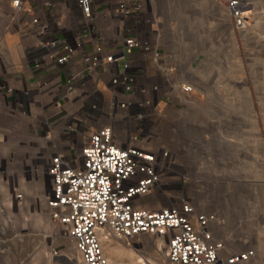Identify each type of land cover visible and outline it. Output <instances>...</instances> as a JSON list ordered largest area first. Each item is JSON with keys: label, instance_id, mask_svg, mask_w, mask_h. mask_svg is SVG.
Wrapping results in <instances>:
<instances>
[{"label": "built area", "instance_id": "1", "mask_svg": "<svg viewBox=\"0 0 264 264\" xmlns=\"http://www.w3.org/2000/svg\"><path fill=\"white\" fill-rule=\"evenodd\" d=\"M219 1L234 29H244L240 0ZM9 3L28 45L23 67L8 72L0 64V109L29 119L49 142L36 157L43 205L79 264H108L107 238L133 243L146 236L163 243L169 264L253 260L255 250L239 248L228 233L226 213L202 209L185 193L196 181L183 172L188 156L209 152L177 125L205 87L175 60L147 0ZM169 123L173 129L164 128ZM5 161L0 184L12 181Z\"/></svg>", "mask_w": 264, "mask_h": 264}, {"label": "rangeland", "instance_id": "2", "mask_svg": "<svg viewBox=\"0 0 264 264\" xmlns=\"http://www.w3.org/2000/svg\"><path fill=\"white\" fill-rule=\"evenodd\" d=\"M147 2L163 21L164 41L183 72L205 87L177 125L209 152L205 158L188 156L183 172L196 181L187 184L185 193L202 209L226 213L228 233L238 247L255 250L246 264H264V0H242L246 25L238 31L219 0ZM9 4L0 0V64L12 72L25 65L28 41L18 35ZM8 124L0 119V128ZM193 124L203 128L194 130ZM20 141L8 136L0 145V159H6L12 180L0 184V264H79L72 242L43 205L42 168L35 154L22 152ZM14 190L22 195L18 201ZM155 241L113 238L104 247L107 252L110 243L120 250V264L137 257L169 264L163 243L155 248Z\"/></svg>", "mask_w": 264, "mask_h": 264}, {"label": "crops", "instance_id": "3", "mask_svg": "<svg viewBox=\"0 0 264 264\" xmlns=\"http://www.w3.org/2000/svg\"><path fill=\"white\" fill-rule=\"evenodd\" d=\"M17 77H15V80ZM11 83L14 87L19 86L15 83L14 78L11 80ZM1 118L6 119L9 124L6 127L0 128V136H4L5 138H8V136L20 137L22 141L19 142V145L23 148V150L21 149L23 153L35 154L36 157L47 153L49 142L32 128L29 119L9 117L4 110L0 109ZM193 129L195 130L194 125ZM35 163H40V161L36 160Z\"/></svg>", "mask_w": 264, "mask_h": 264}, {"label": "bare ground", "instance_id": "4", "mask_svg": "<svg viewBox=\"0 0 264 264\" xmlns=\"http://www.w3.org/2000/svg\"><path fill=\"white\" fill-rule=\"evenodd\" d=\"M245 7L246 6H244V4L242 3V0H240V10L244 11ZM242 15H243V17H245V12H242ZM146 237H151V236H146ZM151 238H155V237H151ZM155 239H157V238H155ZM148 240H150V241H148V243H151L152 240L151 239H148ZM106 241L110 242L111 239L107 238ZM154 245H155V248H160L161 247L160 240L158 241V239H157V241L154 242ZM103 249H104V252H105V247H103ZM106 251L107 252H105V254H106V257L108 259V264H120L122 262V259H121L122 253L120 252V250L112 247L110 245V243L106 246ZM131 264H155V263H148L145 260L140 259V258L137 257L135 259V261L131 262Z\"/></svg>", "mask_w": 264, "mask_h": 264}]
</instances>
